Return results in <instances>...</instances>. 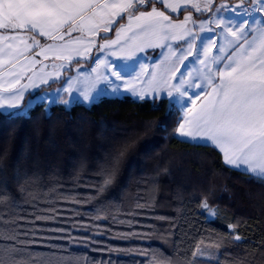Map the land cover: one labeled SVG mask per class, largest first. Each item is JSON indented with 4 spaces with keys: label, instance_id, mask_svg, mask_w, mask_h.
Instances as JSON below:
<instances>
[{
    "label": "trees",
    "instance_id": "1",
    "mask_svg": "<svg viewBox=\"0 0 264 264\" xmlns=\"http://www.w3.org/2000/svg\"><path fill=\"white\" fill-rule=\"evenodd\" d=\"M64 101L0 113V233L34 242L0 239L6 264H264V183L183 142L169 98Z\"/></svg>",
    "mask_w": 264,
    "mask_h": 264
},
{
    "label": "snow or ice",
    "instance_id": "2",
    "mask_svg": "<svg viewBox=\"0 0 264 264\" xmlns=\"http://www.w3.org/2000/svg\"><path fill=\"white\" fill-rule=\"evenodd\" d=\"M157 3L171 13H180L188 10L190 0H184V4L176 0H0V67L5 68V75L14 77L0 84V89L8 93L7 96H0V113H6L9 118L19 116L33 100H41L38 94H30L29 102L21 107L24 90L29 86L38 89L49 79L55 82L61 71L72 70L73 60L79 64V58L87 59L93 47H96L97 55L91 57V63L96 67L90 68V71H96L101 65L106 68L114 65L118 70L109 75L119 80L121 72L135 74L137 69H142L143 59L137 53L144 52L146 47H164L162 41L169 39L185 40L187 49L182 56L186 58L194 54L202 57L200 63L205 71L191 83L183 79L186 73H181L177 83L167 87L170 104H174L180 112L187 110V114L181 116L175 133L185 138L183 142L218 148L227 166L264 183V18L251 19L257 13H264V0H248L249 7L244 6V0L233 7L221 3L214 8V0H204L203 4L191 3V8L196 12H210L216 17L215 21L212 16L201 21V31H204L205 23L215 22L222 32L235 37L229 42L230 51L220 46L212 56L209 53L215 47L212 44L213 36L193 35L186 27L192 20L191 16H186L184 23H174L171 15L153 6ZM240 8H243L242 12L237 11ZM227 13L244 19L238 22L228 19L224 23ZM125 20L127 24L123 23ZM110 32L114 33L115 39L108 36ZM36 35L47 38L51 43L46 41L42 45L35 39ZM96 37L103 43L97 46ZM197 39L200 45L195 49ZM33 48L38 51L28 58L25 54ZM105 51L102 59L100 54ZM168 51L172 52L170 45ZM109 55L122 58L123 62L114 64L108 60ZM36 56L44 60L51 57L54 61L51 68L58 69L55 76L51 72H44L49 65L38 61ZM22 57L26 61L23 64ZM55 61L62 63L57 65ZM37 64H40L38 70ZM26 72L32 73L28 76V84L17 89L16 85ZM37 78L39 83L34 82ZM74 80L72 76L66 77L63 83L68 88H57L56 92L66 90L70 93ZM161 83L167 84V81ZM159 88L160 85H157L153 91ZM111 92L121 94L120 85L114 84ZM89 93L90 90H84L81 95L84 101L92 103L96 97ZM132 94L140 99L145 95L135 88ZM201 95L204 99L197 104ZM43 99L51 102L49 97ZM64 103L68 104L69 101ZM112 178L109 174L104 184H110ZM202 207L208 210L209 215H216L215 210L209 207L207 198L202 202ZM238 226L239 222L228 227L235 230ZM232 236L235 241L241 239L235 231ZM5 238L17 243H34L20 241L17 235L4 237L0 233V239ZM166 259L161 254L153 264ZM217 261L219 264L218 258ZM0 264H6L2 253ZM57 264H73V261H58ZM236 264H245V261Z\"/></svg>",
    "mask_w": 264,
    "mask_h": 264
},
{
    "label": "crops",
    "instance_id": "3",
    "mask_svg": "<svg viewBox=\"0 0 264 264\" xmlns=\"http://www.w3.org/2000/svg\"><path fill=\"white\" fill-rule=\"evenodd\" d=\"M237 1L238 0H234V1L233 0H214V8L216 5H219L221 3H223V4H229V3L234 4ZM176 2L184 4V0H176ZM196 2L203 4L204 0H190V3H188V5H187L188 10L184 11L182 17H180L178 19L176 17L172 16L171 14H179V13H171L170 10H165L163 8H159L155 4L153 6L156 7L160 11H165L166 15H171L174 23H184V18L186 16H191L192 20L187 23L186 27L191 30L193 35L199 37V36H201V28H197V26L195 25L196 22H198V21L200 22L201 20L202 21L206 20L207 17L212 16V13L205 12L202 14V13L196 12L193 8H191V3H196ZM197 17H199V19H197ZM123 23L127 24V20L123 21ZM233 30H235V29H233ZM28 35H33V34L29 33ZM73 35L75 36L76 34L74 33ZM101 35H104V34L101 33ZM108 36L111 37L112 39H115V35L113 32L108 33ZM230 37L232 38L233 36L230 34ZM35 39L38 40L42 45L45 44V42L47 41V38L41 37L39 35H36ZM187 39H191V37H187ZM95 40H96L97 46L100 43H103V41H101L99 37H96ZM47 42L51 43V41H47ZM29 43H32V41L29 40ZM162 43H163L164 47H146L144 52L137 53V55H139L143 59L142 69L149 71V75H144V74H142V72H140L138 77L137 76L134 77L138 73L137 74H128L125 72H121V79H119V80H117L115 76L109 75L111 72H115L118 70L114 65H109L107 68L104 67L103 65H101V67H99L96 71H90V68L96 67L95 64L91 63V57L97 55V49H96V47H93L91 49V53L88 55L87 59L79 58L80 59L79 64H77L75 62V60L72 61V64H71L72 70L71 71H61L59 78L56 79L55 82H53L52 79H49L47 84H40L38 89L45 87V86H48L52 83L60 82L57 86L52 87L54 89L50 88V89L42 92L41 94H39V96L41 97V100H33L29 105L31 106V105H33L37 102H41V101H46L48 103H51L52 101H56V100L58 101L59 99H62V98L65 99V101H69V103L67 104L68 106H71V105H73L75 103H79V102L89 104L87 101H84V98L81 95L82 91L90 90L89 94L92 96H95L96 97L95 101H97L102 96H106V95L117 96L116 94H113L111 92V88L114 86V84L116 85V83H118V85H120L122 87V90L125 91L124 95H130L136 99H140L138 96H135L132 94L131 85H133L135 83V78H137L139 83H141L143 81L147 82L149 80V78H154L155 81L158 80V85H159V73L161 74V71H159V68L161 67V65H159V53L168 51L169 45L171 46L173 51H175V48H178L179 51H183V50L187 49L186 48L187 44L185 43V40L169 39L167 41H162ZM241 43H242V41H241ZM195 44L198 45L197 47L199 48L200 41L197 39ZM213 45H215V43ZM181 46H185V47L180 48ZM213 48H216V45ZM37 51H38V49L33 48L30 52L26 53L25 55L28 58H31ZM105 54H106V51H105V53L100 54L102 59H103ZM36 59L38 61H41V63H43V64L49 65L48 68L44 69L45 73L51 72L53 74V76H55V73L58 69H52L51 68V64L54 62L51 59V57L48 60H44L43 57L36 56ZM108 60L113 61L114 64H121L123 62L122 58H117V57H113L110 55L108 56ZM82 61H86V62H82ZM25 62L26 61L22 57L21 63L23 64ZM55 63L57 65H59L60 63H62V61H55ZM166 64H168V63H166ZM176 66H177L176 64L172 65L171 63L168 65H165L164 68H168L167 70H165V73L166 72L169 73V76H170L171 73H174L172 69ZM39 68H40V64H37L36 69L38 70ZM77 69L79 71H77ZM31 75H32V73L26 72L24 78L21 79L20 83L16 85V88L20 89V88H22L23 85L28 84V76H31ZM68 76H72L75 78V80L71 86V92L69 93L68 91L65 90V91H61L60 93H57L56 92L57 88H63V89L68 88V85L63 83L65 78ZM109 77H110V80H109ZM10 79H14V77L5 75V68L0 67V84H5V82L7 80H10ZM151 81H152V79H151ZM34 82L39 83V79L38 78L35 79ZM38 89H34L31 86H29L26 90H24L23 100L21 101V105L28 95L37 91ZM52 90L55 91V94L52 93V92H54ZM146 91L148 94L144 95V98H159L158 90L153 91V89H148ZM7 95H8V93H5L2 91V89H0V96H7ZM53 95H56L55 98L53 97ZM45 97H49L51 102H49L46 99H43ZM163 97H167V94H163ZM183 139H185V138H183Z\"/></svg>",
    "mask_w": 264,
    "mask_h": 264
},
{
    "label": "rangeland",
    "instance_id": "4",
    "mask_svg": "<svg viewBox=\"0 0 264 264\" xmlns=\"http://www.w3.org/2000/svg\"><path fill=\"white\" fill-rule=\"evenodd\" d=\"M239 3H240V0H238L234 4L229 3L227 5L229 7H233ZM244 6L249 7L248 0H244ZM237 11L242 12L243 8L237 9ZM212 17H213V21H215L216 17L213 15V13H212ZM261 18H264V13H257L251 19L255 20V19H261ZM228 19H231L233 21L238 22L240 19H244V17L233 15L232 13H227V17L224 20V23H227ZM201 21L196 22L195 25L197 26V28H201ZM249 26H251V22H250ZM208 29H212V31L209 32ZM230 34L231 33L222 32V29L217 27L215 22L210 23V24L205 23L204 24V31H201V36H205V35L213 36L212 44L215 43L216 48L223 46L226 51H230L229 42L232 40H235V37L231 38ZM197 46L198 45L195 44V49H198ZM184 47L185 46H181L180 48H184ZM216 48L212 49V51L209 53V56L216 54ZM185 51L186 50L179 51L178 48H175V51L172 50L171 53L169 51L159 53V65H161V67L159 68V71H161V74L159 73V85H160V88L158 90L159 97H163V94H167L168 85H175L177 83V81L181 78V73H186V75H184L183 79L185 81L191 83L195 77L201 75L205 71L204 65L200 63V59H202V57L198 58L196 55L193 54V55H187L185 58L182 56V53ZM166 63H168V64L171 63L172 65L173 64L177 65L176 67H174L172 69L174 73H171L170 76H169V73H167V72L165 73V70L168 69V68H164L165 65H168ZM136 71L137 72L135 74H137V73L138 74L135 76L133 75L134 77H136V76L138 77L140 72H142V74H144V75H149V71H147V70L137 69ZM151 79H152V81H151ZM109 80H110V77H109ZM162 81H167V84H162L161 83ZM116 85H118V83H116ZM157 85H158V80L155 81L154 78H149V80L147 82L143 81L141 83H139L137 78H135V83L133 85H131V89L135 88L138 92L143 91L146 95V94H148L146 90L156 88ZM52 89H54V88H52ZM52 91H54V90H52ZM120 91H121V94H119L117 96H123L124 95L125 91L122 90L121 86H120ZM52 93L55 94V91ZM189 95H191V92H189ZM55 96L56 95H53L54 98H55ZM168 98L171 101V97H168ZM203 99H204V96L201 95L200 99H198L196 101L197 104H199ZM181 113H182V115H186L187 110L185 109L184 112H181Z\"/></svg>",
    "mask_w": 264,
    "mask_h": 264
}]
</instances>
